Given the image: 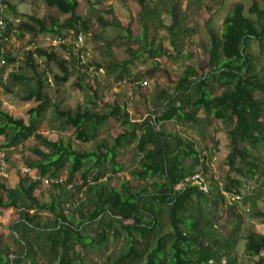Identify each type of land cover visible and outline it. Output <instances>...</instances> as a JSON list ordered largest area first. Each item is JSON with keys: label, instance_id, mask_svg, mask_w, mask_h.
Listing matches in <instances>:
<instances>
[{"label": "trees", "instance_id": "16d2710c", "mask_svg": "<svg viewBox=\"0 0 264 264\" xmlns=\"http://www.w3.org/2000/svg\"><path fill=\"white\" fill-rule=\"evenodd\" d=\"M6 7V0H1ZM49 7H55L61 14L66 15L63 20L50 16L48 20L28 16V21L21 22L16 30V35L29 34L33 43L37 36L65 37L62 32H82L86 39V21L77 13L79 0H45ZM143 14L151 20L158 16L154 8L145 7L144 0H140ZM170 24L164 26L170 35L171 45L178 57L180 52L175 35L178 32L185 34L187 28L178 29V15L170 5ZM9 8L17 15L14 6ZM248 13H244L241 3L234 4L231 11L224 17L221 33L218 35L213 28L206 26V34L209 38L207 49L208 73L204 77H192L195 68L186 66L182 75L178 78L173 92L166 89H158L154 103L155 116L150 114L139 122H132L124 106H119L116 101L107 104L103 112L76 106L74 110L59 109L56 104L44 92L43 80L38 77L26 94L21 96L24 101L34 100L37 105L28 110V122L22 118H15L7 111L0 110V135L4 137L1 147L10 149L34 137L38 146L29 150L38 156L36 160L26 163L32 171L40 176L57 178L63 169L68 170L65 183L52 184L53 190L48 201L40 200L34 194L39 181H31L27 173L19 172L17 178H3L0 182V208L11 207L17 211L19 218L13 222L12 228L18 235L19 252L12 253L8 247L0 249V264H24V259H29L31 264L35 262L36 251L34 247L45 243V249L55 259V264H72L74 260L82 262V257L75 250V245L82 248H92L102 245L108 237V228L113 230L114 236H118L117 222L120 229L129 240L128 249L116 255H108V264H219L225 257L224 264H236V256L231 253V239L226 238L217 244V240L211 231H217L214 227V219L210 213L214 210L218 200L224 201L222 192L232 195H241L242 182L239 177L251 178L256 173H262L259 162L248 153V149L256 147L264 142V128L261 121L264 113V101L255 96L256 92H264V77L261 78L255 68V57L247 51L248 41L254 39L258 43L259 50L264 48V0L261 4L258 0H252ZM102 25H110L121 28L117 20H100ZM11 24L6 23L0 29V47L4 37L11 34ZM163 26V25H162ZM10 27V28H9ZM68 50L70 59H58L54 51H46L35 47L26 54V65L32 72L36 65L34 59L44 58L52 61L63 73L61 76H53L54 84L59 85L68 80L79 64V60L67 43L62 44ZM148 53L152 57L165 54L161 47L148 46ZM36 55V58L33 55ZM13 62L12 56L6 57L0 53V59ZM128 59L123 65L131 63ZM66 63L68 66H66ZM158 62L155 61L154 65ZM0 67H4L0 65ZM70 70H69V68ZM115 64L109 63L108 71L116 69ZM2 68H0V88L6 92L10 89L5 86ZM209 76L220 87L218 94H213L209 87ZM10 78L16 84L26 83L28 78L24 75L11 73ZM160 101V108L157 103ZM52 108L54 118L62 124L61 127H73V138L79 142L93 140L99 127L112 119L119 122L121 132L112 138L110 146L106 141L98 143L95 150L75 149L69 141L61 138L52 139L38 131L42 124V115L47 108ZM207 113L219 120L226 129L228 136V153L224 156L226 170L221 179L222 184L216 182L209 185L207 192L201 190L191 180L186 181L195 173L194 167L201 166L202 174L207 172L204 164L205 155L200 156L194 147V142L176 132H165L159 125L162 121L178 120L199 124V112ZM65 125V126H64ZM140 132L135 136V131ZM135 140V154L141 155L139 168L128 171L136 179L145 177L154 178L151 182V190L138 185L132 189L123 180L119 188H111L103 182L87 184L88 173L93 171L97 181L102 176L101 171L107 169L112 174L121 171L124 167L117 161V147L125 142ZM214 144H217L215 142ZM44 147V148H43ZM104 150V151H103ZM214 150L217 146L214 145ZM193 156L192 168L184 165L183 160ZM236 160L239 161L236 162ZM110 168V169H109ZM81 170L80 182L75 183V195L69 197L70 201H78V193L85 187V193L91 194L88 208L82 210L76 207L77 218H71V214L65 207L63 193L68 184L76 180L75 174ZM100 171V172H99ZM96 173V174H94ZM9 177V176H8ZM183 187L176 189L179 183ZM77 193V194H76ZM76 200H75V199ZM206 202L203 211L199 208L194 215L186 214L188 204L192 201ZM238 203V200H232ZM45 214L44 222L42 215ZM264 221V213L255 214ZM254 215V217H255ZM166 218L169 222V231L162 232L161 220ZM98 224V231L94 237L84 234V226ZM43 225V227L41 226ZM142 237L143 247H137L135 235ZM152 240L153 244H150ZM42 241V242H41ZM244 251L247 255L257 256L254 264H264V236L255 230H249L245 235ZM13 255L11 261L9 256Z\"/></svg>", "mask_w": 264, "mask_h": 264}, {"label": "rangeland", "instance_id": "374dc122", "mask_svg": "<svg viewBox=\"0 0 264 264\" xmlns=\"http://www.w3.org/2000/svg\"><path fill=\"white\" fill-rule=\"evenodd\" d=\"M258 1L261 4V0ZM6 2L4 20L11 24V34L6 41L2 42V47L6 57L12 56L14 61L7 62L4 58V67H0L3 70L2 76L5 86L10 89V92H6L0 88V110L7 111L15 118H22L25 123L28 122L29 118L28 110L35 107L37 103L33 99L26 102L21 99V96L33 88L38 77L43 80L44 92L50 102L56 104L59 109L74 110L76 106H80L101 113L106 110L107 104L116 101L118 104H122V102L126 104L133 120H140L149 114L155 116L156 107L154 103L152 104L155 98L154 93L156 94L158 89H166L171 94L186 66L195 68L192 77H204L208 73L207 49L209 48V38L206 34L207 25L219 35L224 17L236 3L243 5L244 13L247 16L255 18L253 14L247 12L252 0H144L145 7L154 8L158 12V16L151 20L144 16L140 0H79L77 13L86 21L88 28L82 47L85 61L82 65L76 66L77 68L68 76L66 82L55 85L53 76L63 74L58 66L44 58H36L34 59L36 68L32 72L26 65V54L28 50L37 47L46 51H54L58 59L68 61L70 59L68 50L63 48L62 44H55L54 37L50 35L37 36L33 43H29L32 37L27 33L16 35V30L21 22L29 20V15L46 20L50 16L63 20L66 15L61 14L55 7H49L45 0H6ZM9 5L15 7L17 15L9 8ZM170 5H175L174 9L179 20L178 29L187 28L185 34L178 32L175 35L176 40L174 42L178 44L180 52L176 58L171 57L176 56V52L170 43V35L164 28L171 22ZM101 19L103 21L117 20L120 22L121 28L110 25L104 26L100 23ZM62 34H65L64 41L70 47L75 33L69 31L68 33L62 32ZM149 45L153 48L161 47L165 54L152 57L147 51ZM247 51L254 55L256 71L263 78L264 48L260 51L257 41L251 39L248 41ZM128 59L132 60L131 63L126 66L123 65V61ZM155 61L158 62L157 65H154ZM109 63L115 64L116 69L112 68V71H108ZM66 66H68L67 63ZM11 73L24 75L28 81L16 84L10 78ZM208 82V88L212 93L218 94L220 87L216 81L210 79ZM255 96L264 101V92H256ZM157 105L158 108L161 107L160 101ZM41 118L43 122L38 131L52 139L61 138L69 141L75 149L81 151L95 150L101 140L111 144L113 141L111 138L121 128L119 122L110 119L99 127L94 141L83 143L73 138V127L65 125V127H61L62 124L57 118H54L51 107L45 110ZM199 119L198 125L174 119L162 121L159 126L165 132H177L194 142V147L199 155L206 156L203 162L207 165V172L205 174L198 172L201 171V166L194 167L193 170L205 179L208 187L216 182L221 186V179L226 170L224 156L228 153L226 129L219 120L202 111ZM261 121L264 128V113ZM3 141L4 137L0 135V147ZM215 142L217 144H214ZM214 145L217 146L216 151ZM36 146H38L37 140L34 137H29L17 146L5 149L9 176L6 178H10V185L14 184L12 177L17 178L21 168L27 165L26 163L38 158L29 150L30 147ZM117 152V161L124 168L112 174L106 167L109 164L106 161L103 167L105 171H103L104 169L101 171L102 176L97 181L93 176L91 184L103 182L111 188H119L121 181L125 180L132 189L142 185L151 190L150 184L154 178L136 179L128 173L130 169L139 168L140 165V158L135 154L134 143L129 142L128 144L126 142V145ZM248 153L255 161L259 162L261 170L264 169V142L248 149ZM183 162L184 165L192 168L193 156L190 155ZM236 162L239 163L238 160ZM80 174L81 170L75 174L76 183L81 180ZM92 174L93 171L87 175L92 179ZM60 175L64 182L67 179L68 170H62ZM239 178L243 185L241 187L242 195H240L238 203H233V195L227 192L224 201L218 200L214 210L210 213L217 231H211V233L214 234L219 245L222 240L230 237L229 251L235 254L236 264H254L258 257L245 253V235L251 229L264 236V221L255 215L264 213V179L260 177V173H256L251 178L247 176ZM1 181H3L2 176L0 177ZM73 185L65 187L63 198H65L64 204L70 212L71 218L76 220L77 212L74 210L76 207H72V202L69 199L71 195H75V186ZM182 186L183 183H179L176 189H180ZM52 190V185H44L39 182L34 192L38 198L46 199L47 196L50 198L48 193ZM0 195L4 196L1 190ZM91 196V194L85 193V189H82L76 197L81 202L77 207L80 206L82 210L88 208L90 204L88 199ZM67 204L69 205L67 206ZM205 204L206 202H202L199 205L195 200L190 202L186 214L190 217L197 214L196 206L198 205L203 211H206ZM18 218V213L13 208H0V249L8 247L12 253L19 252L18 235L12 228L13 222ZM44 218L45 214L42 215V222H44ZM41 226L43 227V225ZM114 227L118 230V236H114L113 230L108 228V237L102 245H95L92 248H82L75 245V250L81 255L82 262L74 260L72 264H108V255L127 251L129 240L117 222L112 224V228ZM161 229L162 232L170 230L166 218L161 220ZM83 230L86 236L94 237L98 231V224L93 222L91 225H85ZM135 238L138 242L137 247L142 248L144 245L142 237L136 234ZM150 244H153L152 240ZM34 250L36 251L35 262L38 264H55L54 257L45 249V243L36 245ZM12 258L13 255L11 254L8 260L11 261ZM210 263L215 264L214 262ZM224 263L225 257L223 256L219 264ZM24 264H31L30 260L24 259Z\"/></svg>", "mask_w": 264, "mask_h": 264}, {"label": "built area", "instance_id": "2783aa9c", "mask_svg": "<svg viewBox=\"0 0 264 264\" xmlns=\"http://www.w3.org/2000/svg\"><path fill=\"white\" fill-rule=\"evenodd\" d=\"M5 8L6 7L2 4V2L0 0V29L1 30L6 25V22L4 20ZM6 40H7V37H4L3 41H6ZM53 40L55 41V44H58V45H61V44L65 43L64 38H62L60 36H55L53 38ZM84 43H85V37L82 34V32H76L73 35V41H71V43H70V45H71L70 48L73 51V53L75 54L76 58L79 60L80 64H83L84 61H85V54H84V52L82 50V47H83ZM0 53L3 56L4 49H3L2 46L0 47ZM33 57L36 58V55L34 54ZM4 61L5 60L2 57L0 59V65H3ZM7 167H8V165H7L5 150L0 147V177L2 176L3 178H6L8 176ZM21 171L23 173H27L31 181H35V180L37 181L38 180L40 183H42L44 185L60 184V183H64L66 181L65 180L63 182V178L60 177V176L57 177V178H51V177H48V176H40L37 172H34L29 167H25V166L21 168ZM198 172H201V171H198ZM198 172L194 173L192 176H190L189 178H186L185 180L186 181L191 180V182L193 184H196L201 190L207 192L208 186L206 184V181ZM201 174H202V172H201ZM260 177L262 179H264V171L260 174ZM86 182H87V184H91L92 183L90 176L87 177ZM75 183H76V180L75 181L73 180V183L72 184H68L67 186H71V185H73ZM84 188L85 187H83V189ZM223 194L225 196V193H223ZM232 198H233V200H238L239 201L240 195H233ZM68 205L69 204H67V206ZM77 205H78V201L77 200L74 201V202L72 201V207H77Z\"/></svg>", "mask_w": 264, "mask_h": 264}, {"label": "crops", "instance_id": "0c3cea01", "mask_svg": "<svg viewBox=\"0 0 264 264\" xmlns=\"http://www.w3.org/2000/svg\"><path fill=\"white\" fill-rule=\"evenodd\" d=\"M117 103H118V102H117ZM119 106H124V107H125V110L128 112V114H129V118H130V120H131L132 122H139V121L142 119V118H141L140 120H133V119L131 118V116H130L131 112L129 113V110H128V108L126 107V104H125L124 102H122V104H119ZM200 115H201V112L198 113V116H199V117H200ZM143 118H144V117H143ZM121 131H122V130H121V128H120L119 131H118V133L121 132ZM170 132H172V131H170ZM118 133H116L115 136H116ZM136 133H138V134H136ZM139 133H140V132H138V131L136 130V131H135V136L138 137V136H139ZM176 133H177V132H176ZM97 134H98V133H97ZM177 134H178V133H177ZM62 135H63V134H62ZM180 135H181V134H180ZM115 136H114V137H115ZM182 136H183V135H182ZM183 137H185V136H183ZM112 138H113V137H112ZM112 138H111V139H112ZM185 138H187V137H185ZM187 139H189V138H187ZM94 140H95V138H94L93 140H91V141H94ZM91 141H89V142H91ZM101 141H104V140H101ZM101 141H99V142H101ZM99 142H98V143H99ZM126 142H127V141H126ZM126 142H125L124 145H119V146L117 147L116 150H117V151H118V150H121V147H124V146L126 145ZM130 142L134 143V146H135V140L130 141ZM127 143L129 144V142H127ZM108 145L110 146V144H108ZM72 146H73V145H72ZM73 147H74V146H73ZM134 150H135V149H134ZM87 151H88V150H87ZM103 151H104V150H103ZM117 151H116V152H117ZM117 153H118V152H117ZM140 156H141V155H138L139 158H140ZM63 170H64V169H63ZM201 172H202V171H201ZM59 176H61V175H59ZM223 193H226V192H222V194H223ZM34 194H35L36 197L38 198V195L36 194V192H34ZM45 194H46V193H45ZM48 194L51 196V193H48ZM223 195H224V194H223ZM38 199H40V198H38ZM49 199H50V198H48V196H47L46 199H45V198H42V199H40V200L48 201ZM15 221H16V220H15ZM15 221H14V222H15Z\"/></svg>", "mask_w": 264, "mask_h": 264}, {"label": "clouds", "instance_id": "9594fccd", "mask_svg": "<svg viewBox=\"0 0 264 264\" xmlns=\"http://www.w3.org/2000/svg\"><path fill=\"white\" fill-rule=\"evenodd\" d=\"M82 65V64H81Z\"/></svg>", "mask_w": 264, "mask_h": 264}]
</instances>
